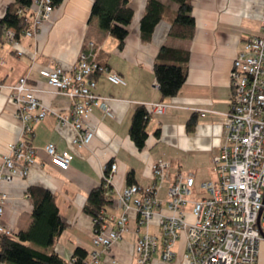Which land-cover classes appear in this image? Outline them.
<instances>
[{"label":"crops","instance_id":"crops-1","mask_svg":"<svg viewBox=\"0 0 264 264\" xmlns=\"http://www.w3.org/2000/svg\"><path fill=\"white\" fill-rule=\"evenodd\" d=\"M128 1L133 16L121 48L115 38L100 30L96 19L90 18L94 0H62L36 37L22 36L17 48L6 41L0 47V160L21 132L17 107L11 100L12 88L21 77H27L28 86L36 91L43 105L67 118L71 117V100L57 94L41 71L55 67L70 71L85 54L119 79L117 83L110 81L108 73L94 76L95 93L109 99V112L93 108L89 123L94 135L87 147L73 146L72 129L60 125L54 117H46L32 124L28 142L36 149V155L27 177L0 185V191L8 197L3 203L2 223L14 234L28 229L31 223L29 188H42L55 196L65 228L50 251L68 264H76L72 259L77 249L86 254L84 264L91 262L96 250L100 252L99 264H136L135 244L143 231L138 229L134 212L129 213L128 230L122 239L102 251L92 242L94 221L83 211L88 194L100 186L108 165L117 166L113 183L119 189L132 184L141 188L150 186L153 183L150 165L158 160L168 164L170 181L178 174L192 176L196 195L203 183L216 179L213 158L219 155L224 143L232 62L244 50L246 40L260 32L258 0H190L195 22L192 38L170 37L177 5L157 0L165 5V13L151 39L144 42L140 21L148 0ZM12 2L0 0V19ZM163 46L188 52L185 81L171 98L161 96L154 76V64ZM159 103L167 105L166 111L150 116L146 127L148 138L139 150L129 136L133 114L139 107ZM48 144L73 156L66 171L51 164L43 150ZM168 186V182L162 185L160 198L166 195ZM161 209L166 207L163 205ZM104 212L108 216L121 214L112 203L105 206ZM150 233L159 235L155 224ZM261 236L257 264H264V230ZM184 247L183 234L174 246V259L162 262L156 253L154 264H186Z\"/></svg>","mask_w":264,"mask_h":264},{"label":"built area","instance_id":"built-area-1","mask_svg":"<svg viewBox=\"0 0 264 264\" xmlns=\"http://www.w3.org/2000/svg\"><path fill=\"white\" fill-rule=\"evenodd\" d=\"M261 3L260 32L246 40L244 50L232 62L230 71V111L224 115V143L213 158L215 180L205 182L200 194L194 192L192 176L178 174L170 181L168 164L162 160L150 165L153 183L145 188L127 185L119 189L113 183L116 164L105 168L102 187L106 200L121 210L118 216L102 210L98 226L94 221L93 245L106 251L121 240L128 230L129 213L134 212L142 234L135 244L136 264H154L157 253L162 262L174 259V246L185 235L186 264H257L259 243L264 230V0ZM52 0H32L28 9L30 27L24 37H36L50 18ZM4 40L18 46L15 31L8 29ZM2 58L0 56V63ZM108 70L82 54L76 66L66 71L61 67L41 71L47 84L57 94L72 102L71 117L67 118L43 105L36 91L21 77L12 88L11 100L17 107L16 118L20 135L0 160V185L14 178H25L34 166L36 149L28 138L32 124L54 117L62 126L73 131L72 145L87 147L93 138L89 119L94 107L109 112V99L95 93L96 74ZM110 81L119 79L108 73ZM149 114H164L165 104L145 106ZM52 165L66 171L73 159L69 152H59L53 144L43 148ZM168 182L166 198L159 192ZM191 195H195L191 199ZM7 194L0 191V235L14 233L2 223L3 203ZM166 209H161V206ZM190 205V211H187ZM155 224L159 235L150 233ZM89 264H99L100 252L92 254ZM74 263L75 260L72 259Z\"/></svg>","mask_w":264,"mask_h":264},{"label":"trees","instance_id":"trees-1","mask_svg":"<svg viewBox=\"0 0 264 264\" xmlns=\"http://www.w3.org/2000/svg\"><path fill=\"white\" fill-rule=\"evenodd\" d=\"M32 0H14L7 6L4 16L0 19V47L5 43L4 33L8 29L15 31L16 40L24 35L30 27L28 9ZM62 0H52L54 8ZM177 5L173 13L169 36L189 40L193 36L194 18L190 0H169ZM165 5L157 0H148L146 12L140 21V34L144 42L152 37L155 27L162 20ZM133 12L128 0H94L90 9V18L96 19L101 31L107 32L118 41L121 48L128 36V27ZM188 52L185 50L161 47L155 64L154 76L163 98L174 97L186 78ZM150 114L145 107H139L132 117L129 136L137 149L146 144L148 133L146 127ZM192 123L189 124V128ZM159 136V130L155 132ZM32 204L31 223L28 229L21 230L11 236L0 235V263L2 264H68L50 249L56 237L65 228L62 223L55 196L49 191L32 187L28 189ZM109 202L105 190L100 184L87 197L83 211L98 226L99 216ZM111 204V203H110ZM86 254L77 249L73 254L74 263L84 264Z\"/></svg>","mask_w":264,"mask_h":264},{"label":"rangeland","instance_id":"rangeland-1","mask_svg":"<svg viewBox=\"0 0 264 264\" xmlns=\"http://www.w3.org/2000/svg\"><path fill=\"white\" fill-rule=\"evenodd\" d=\"M194 197H195V195H191V197H189V198H191V199H194ZM162 199H165L166 198V195H163V197H161ZM190 205H187V211H190Z\"/></svg>","mask_w":264,"mask_h":264},{"label":"water","instance_id":"water-1","mask_svg":"<svg viewBox=\"0 0 264 264\" xmlns=\"http://www.w3.org/2000/svg\"><path fill=\"white\" fill-rule=\"evenodd\" d=\"M262 204H264V193H263V199H262Z\"/></svg>","mask_w":264,"mask_h":264}]
</instances>
